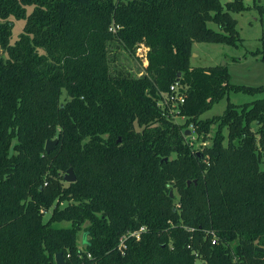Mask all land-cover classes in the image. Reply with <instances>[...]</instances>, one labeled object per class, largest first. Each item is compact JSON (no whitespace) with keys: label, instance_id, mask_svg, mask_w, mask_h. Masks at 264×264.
I'll list each match as a JSON object with an SVG mask.
<instances>
[{"label":"trees","instance_id":"trees-1","mask_svg":"<svg viewBox=\"0 0 264 264\" xmlns=\"http://www.w3.org/2000/svg\"><path fill=\"white\" fill-rule=\"evenodd\" d=\"M247 10L245 0H0V264H56L60 253L68 264L264 260V99L202 119L230 93L264 87L191 65L195 42L238 46L233 14ZM12 19L25 21L14 44ZM112 43L141 76L113 68ZM173 86L184 103L170 112ZM189 125L205 138L216 126L212 145L194 150ZM142 227L122 254L120 238Z\"/></svg>","mask_w":264,"mask_h":264},{"label":"rangeland","instance_id":"rangeland-1","mask_svg":"<svg viewBox=\"0 0 264 264\" xmlns=\"http://www.w3.org/2000/svg\"><path fill=\"white\" fill-rule=\"evenodd\" d=\"M245 5L249 7V10L243 13L233 14V17L237 20V29L242 42L238 46L195 42L192 48L193 55L191 58V65L194 67L223 65L227 68L233 85L259 88L264 87V10L259 9V6L264 8V0H245ZM31 9L32 8H29L28 10L31 11ZM12 20L14 27L11 44H14L24 30L25 21ZM209 26L214 30H218V26L214 23H210ZM2 53L3 51L0 49V54ZM110 55L111 60H113L114 69L141 76L143 68L140 61L128 55L119 44L112 43ZM64 99H66L65 96H63L62 100ZM258 99H264V91L255 95L232 92L229 97L224 98L210 111L204 114L202 119L205 120L222 115L228 103L244 105ZM177 105L178 104L168 103L167 106L171 112L173 109L177 110ZM174 119L179 124L185 123V119L181 116L175 115ZM187 130L190 132V134L186 136L190 145L197 152H202L205 148L212 145L217 127L212 126L211 132L206 138L204 136H199L195 132V127L193 125H189ZM225 133L227 135V131H225ZM66 174L67 173L64 174V177ZM173 192L176 194L175 191ZM49 215L50 212L46 214V218H48ZM59 226L68 227L70 224L63 222L59 224ZM85 239L86 235L84 232H81L79 234L80 248L85 247ZM259 263L264 264V260H260Z\"/></svg>","mask_w":264,"mask_h":264},{"label":"built area","instance_id":"built-area-1","mask_svg":"<svg viewBox=\"0 0 264 264\" xmlns=\"http://www.w3.org/2000/svg\"><path fill=\"white\" fill-rule=\"evenodd\" d=\"M171 92L175 93V96L173 95L170 100L168 101V103L170 104H183L184 103V99L179 95L178 93V88L177 86H173L171 88ZM146 229L144 227H142L139 230L136 231H131L128 232L126 234H124L120 240H119V245H118V250L124 254L128 248V242L130 240H134V241H140L142 239L143 234L145 233ZM213 244H217L218 243V238L215 236V234H213V240H212ZM198 256V254L196 255ZM204 264L202 262L201 259L197 260L196 264Z\"/></svg>","mask_w":264,"mask_h":264},{"label":"water","instance_id":"water-1","mask_svg":"<svg viewBox=\"0 0 264 264\" xmlns=\"http://www.w3.org/2000/svg\"><path fill=\"white\" fill-rule=\"evenodd\" d=\"M190 134L189 131H186V136ZM120 142V140H118ZM58 144V140H50L46 143V152L49 154L52 152ZM65 182L67 183H73L76 181V176L73 172V169H69L66 176L64 177ZM190 184V183H189ZM173 192H171V196H173ZM56 264H68L64 258V255L62 253L57 254L55 257Z\"/></svg>","mask_w":264,"mask_h":264}]
</instances>
